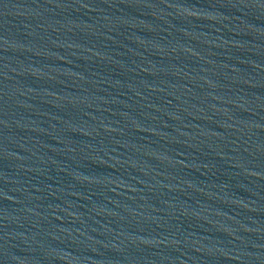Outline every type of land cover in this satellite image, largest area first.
Here are the masks:
<instances>
[{
  "label": "water",
  "instance_id": "1",
  "mask_svg": "<svg viewBox=\"0 0 264 264\" xmlns=\"http://www.w3.org/2000/svg\"><path fill=\"white\" fill-rule=\"evenodd\" d=\"M0 264H264V0H0Z\"/></svg>",
  "mask_w": 264,
  "mask_h": 264
}]
</instances>
